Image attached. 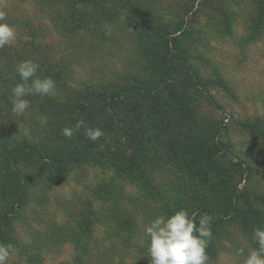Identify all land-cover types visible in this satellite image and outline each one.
<instances>
[{
	"label": "trees",
	"instance_id": "trees-1",
	"mask_svg": "<svg viewBox=\"0 0 264 264\" xmlns=\"http://www.w3.org/2000/svg\"><path fill=\"white\" fill-rule=\"evenodd\" d=\"M9 2L10 9L3 12L26 38L20 36L11 47L0 49V243L15 247L13 216L26 204L31 187L56 184L66 178L69 169L85 165L112 173L111 179L95 186L92 195L99 202L108 200L111 215H115L109 226L113 239L135 230L134 222L130 225L120 219V183L134 182L138 190L144 186L149 195L155 187V170H162L168 175L164 187L171 193L162 214L186 209L197 220L201 214L214 218L213 239L206 250L209 260L217 258L223 242L234 245L239 238L243 245L236 247L244 248L245 253L257 247L251 235L254 227L264 228V192L256 186V176L264 178V164L228 161L222 153L224 147L214 140L215 130L195 117L188 96L197 74L185 58L183 38L190 28L184 16L172 23L157 17L162 3L156 0ZM23 4L45 16L72 58L86 47L76 37L86 36L97 44L109 42L110 26L124 17L133 27L131 36L136 41L134 68L115 78L116 82L96 80L72 87L70 63L62 56L53 57L52 46L39 35L43 32L45 36V24L24 19ZM257 14L260 18L255 23L260 30L264 27V0L256 1ZM152 36L158 37V43ZM22 60L38 63L37 76L52 78L56 93L26 97L31 106L17 116L11 111L9 97L11 87L19 82L15 67ZM80 120L100 128L104 135L91 141L84 128L71 139L61 134L63 128L74 127ZM258 122L250 128L255 137L264 140V123ZM166 159L172 160L179 174L164 170ZM160 192L158 189V196ZM78 224L75 236L79 240L86 237V231ZM109 245L115 248L112 241ZM87 250L78 246V264H108L102 258L107 248H99L94 261L82 256ZM25 261L44 264L38 253H27ZM138 264H150V258Z\"/></svg>",
	"mask_w": 264,
	"mask_h": 264
},
{
	"label": "rangeland",
	"instance_id": "rangeland-1",
	"mask_svg": "<svg viewBox=\"0 0 264 264\" xmlns=\"http://www.w3.org/2000/svg\"><path fill=\"white\" fill-rule=\"evenodd\" d=\"M9 1L0 0V11L10 9ZM158 1L162 4L157 17L172 23L184 16L190 28L183 43L185 58L197 74L196 85L190 86L188 96L195 117L215 130L214 140L224 147L222 153L228 161L264 164V140L255 137L250 128L258 125V121L264 123V27L259 30L255 23L260 18L256 15L258 0ZM21 7L24 19L45 24V36L43 32L39 35L52 46L53 57L62 56L70 63L72 87L80 88L83 83L96 80L116 82L115 78L134 68L136 41L132 37L133 27L124 17L110 26L109 42L97 44L86 36L76 37L77 42L85 41L86 47L72 58L65 52L61 35L47 25L45 16L28 4ZM3 22L15 28L16 39L26 38L8 18ZM151 39L158 43L157 36ZM148 156L152 157V153ZM163 167L173 174L180 173L172 160L166 159ZM167 176L165 171L155 170L153 190H156L149 195L144 186L140 191L134 182L120 183L117 193V199L122 198L117 202L122 212L120 219L130 225L134 222L135 227L134 234L124 235L122 239H113V230L109 229L110 218L115 215H111L108 200L99 202L92 195L96 185L112 178L110 171L76 166L56 184L31 187L26 204L13 216L17 243L8 264H28L27 253H38L44 264H78L81 245L88 249L82 256L88 255L92 261L96 260L99 248L108 249L102 257L108 264H120L119 260L125 264L147 261L144 228L154 216L162 214L165 200L171 195L164 187ZM256 182L258 191L264 192V178L257 175ZM77 223L80 230L86 231V237L79 240L75 236ZM110 241L115 248L109 247ZM222 245L217 258L208 259L207 264H242L243 257L236 256V245H243L239 238L234 245L225 242Z\"/></svg>",
	"mask_w": 264,
	"mask_h": 264
},
{
	"label": "clouds",
	"instance_id": "clouds-1",
	"mask_svg": "<svg viewBox=\"0 0 264 264\" xmlns=\"http://www.w3.org/2000/svg\"><path fill=\"white\" fill-rule=\"evenodd\" d=\"M6 13L0 11V49L14 45L17 33L14 27L5 21ZM40 65L32 60L17 63L15 71L19 82L10 89L11 111L20 116L31 106L28 96L48 97L55 95L56 82L50 77L40 78L37 71ZM84 128V135L91 141L104 135L100 128L88 127L83 120L74 127H65L61 134L68 139ZM214 218L209 214H196L180 209L172 215L159 214L154 216L144 228L147 237V257L150 264H207V248L213 239L211 225ZM251 239L256 248L236 250L242 256V264H264V228L254 227ZM13 245L0 243V264H8L12 256Z\"/></svg>",
	"mask_w": 264,
	"mask_h": 264
}]
</instances>
